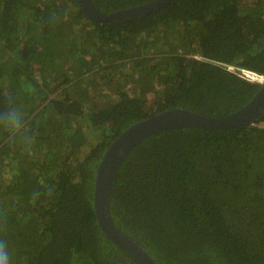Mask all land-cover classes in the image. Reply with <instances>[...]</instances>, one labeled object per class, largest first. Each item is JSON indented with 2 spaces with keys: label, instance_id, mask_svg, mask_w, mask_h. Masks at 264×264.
Segmentation results:
<instances>
[{
  "label": "trees",
  "instance_id": "trees-1",
  "mask_svg": "<svg viewBox=\"0 0 264 264\" xmlns=\"http://www.w3.org/2000/svg\"><path fill=\"white\" fill-rule=\"evenodd\" d=\"M103 12L151 0H91ZM196 56V57H195ZM264 76V0H172L140 18L98 22L77 0H0V239L11 264H133L101 232L98 162L130 124L171 108L223 116ZM116 226L157 264H264V113L233 129L153 134L122 162Z\"/></svg>",
  "mask_w": 264,
  "mask_h": 264
},
{
  "label": "water",
  "instance_id": "water-1",
  "mask_svg": "<svg viewBox=\"0 0 264 264\" xmlns=\"http://www.w3.org/2000/svg\"><path fill=\"white\" fill-rule=\"evenodd\" d=\"M172 0H151L145 4L113 12L99 10L91 0H77L85 14L94 21L128 20L146 16ZM264 113V80L253 97L240 109L223 116H210L187 108H171L130 124L115 136L104 150L94 174L92 205L96 222L107 239L123 250L133 264H157L131 237L115 224L110 211L112 186L127 155L145 138L171 129H233L249 125Z\"/></svg>",
  "mask_w": 264,
  "mask_h": 264
},
{
  "label": "clouds",
  "instance_id": "clouds-1",
  "mask_svg": "<svg viewBox=\"0 0 264 264\" xmlns=\"http://www.w3.org/2000/svg\"><path fill=\"white\" fill-rule=\"evenodd\" d=\"M0 130L7 134L10 140L27 141L30 139L25 131V119L22 111L11 99L4 108H0ZM0 264H11L7 242L0 239Z\"/></svg>",
  "mask_w": 264,
  "mask_h": 264
},
{
  "label": "built area",
  "instance_id": "built-area-1",
  "mask_svg": "<svg viewBox=\"0 0 264 264\" xmlns=\"http://www.w3.org/2000/svg\"><path fill=\"white\" fill-rule=\"evenodd\" d=\"M213 63L224 67L226 70H228L230 72L236 73L237 75H239L243 79L250 80V81H255L258 84H260V82H263V80H264V76L263 75H259V74L253 73L251 71L244 70V69H239V68H236L233 65L224 64V63H220V62H215L214 61Z\"/></svg>",
  "mask_w": 264,
  "mask_h": 264
},
{
  "label": "bare ground",
  "instance_id": "bare-ground-1",
  "mask_svg": "<svg viewBox=\"0 0 264 264\" xmlns=\"http://www.w3.org/2000/svg\"><path fill=\"white\" fill-rule=\"evenodd\" d=\"M260 80V79H259Z\"/></svg>",
  "mask_w": 264,
  "mask_h": 264
}]
</instances>
